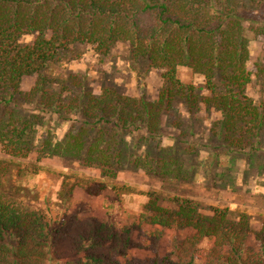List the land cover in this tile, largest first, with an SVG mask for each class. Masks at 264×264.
I'll return each instance as SVG.
<instances>
[{"label": "trees", "instance_id": "trees-1", "mask_svg": "<svg viewBox=\"0 0 264 264\" xmlns=\"http://www.w3.org/2000/svg\"><path fill=\"white\" fill-rule=\"evenodd\" d=\"M258 14L264 18V0H0L2 153L38 161L70 158L115 179L126 159V134L153 141L172 101L181 97L190 110L200 102L198 89L180 81L181 67L204 76L205 104L218 113L213 132L222 146L241 154L258 151L264 105L247 95L250 36H264L263 27L252 25ZM78 43L104 56L127 44L135 59L147 60L159 74L164 90L154 102L113 89L67 100L52 89L46 69ZM29 76L36 80L24 93ZM69 123L58 136L56 130ZM140 225L185 228L193 235L164 257L137 264H264V251L245 250L251 231L229 222L226 211L209 218L191 201H178L173 210L150 202ZM134 231L77 216L57 222L0 193V264H130ZM257 237L264 239V232Z\"/></svg>", "mask_w": 264, "mask_h": 264}, {"label": "rangeland", "instance_id": "rangeland-1", "mask_svg": "<svg viewBox=\"0 0 264 264\" xmlns=\"http://www.w3.org/2000/svg\"><path fill=\"white\" fill-rule=\"evenodd\" d=\"M256 18L260 23L252 25L264 29V18L260 14ZM250 37L253 80L247 95L264 105V36ZM46 74L52 89L67 100L113 89L125 97L154 102L164 90L159 74L147 60L135 59L125 43L113 46L108 56L87 44H75L61 51ZM214 78L220 89V75ZM179 79L198 89L200 102L190 110L183 98L172 101L162 114L161 134L153 141H145L138 133L126 134V159L115 179L70 158L15 159L0 148V193L20 200L28 210L43 209L57 222L77 216L119 229L134 228L130 264L164 257L193 235L185 228L141 226V215L150 202L173 210L176 202L191 201L209 218L216 210L226 211L229 222L245 224L251 231L245 250L264 251V239L257 237L264 232V135L256 152L227 150L214 136L218 113L205 104L204 76L181 67ZM35 80V76L26 77L22 91L28 92ZM70 127L71 123L56 130L58 136Z\"/></svg>", "mask_w": 264, "mask_h": 264}]
</instances>
